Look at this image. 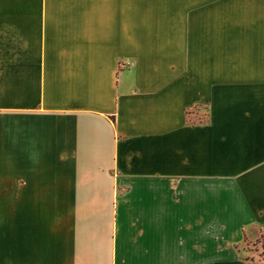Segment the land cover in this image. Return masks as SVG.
<instances>
[{
    "label": "crops",
    "instance_id": "0c3cea01",
    "mask_svg": "<svg viewBox=\"0 0 264 264\" xmlns=\"http://www.w3.org/2000/svg\"><path fill=\"white\" fill-rule=\"evenodd\" d=\"M260 236L264 0H0V264H248Z\"/></svg>",
    "mask_w": 264,
    "mask_h": 264
},
{
    "label": "rangeland",
    "instance_id": "374dc122",
    "mask_svg": "<svg viewBox=\"0 0 264 264\" xmlns=\"http://www.w3.org/2000/svg\"><path fill=\"white\" fill-rule=\"evenodd\" d=\"M197 112L196 116H188V122L193 124L203 123L205 121V112L202 108H196L194 111ZM244 252V259L248 262H263L264 261V246L260 243H245L242 246Z\"/></svg>",
    "mask_w": 264,
    "mask_h": 264
},
{
    "label": "trees",
    "instance_id": "16d2710c",
    "mask_svg": "<svg viewBox=\"0 0 264 264\" xmlns=\"http://www.w3.org/2000/svg\"><path fill=\"white\" fill-rule=\"evenodd\" d=\"M254 243H260L261 246L263 247L264 246V237L263 236H260ZM246 261V260H245ZM247 262V261H246ZM264 262V261H263ZM248 263V262H247ZM251 263H254V262H251ZM250 264V263H248Z\"/></svg>",
    "mask_w": 264,
    "mask_h": 264
}]
</instances>
